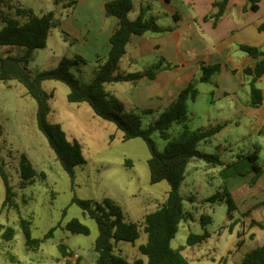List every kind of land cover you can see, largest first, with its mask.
<instances>
[{
  "label": "rangeland",
  "instance_id": "obj_1",
  "mask_svg": "<svg viewBox=\"0 0 264 264\" xmlns=\"http://www.w3.org/2000/svg\"><path fill=\"white\" fill-rule=\"evenodd\" d=\"M13 1L32 8L37 14L53 11L58 22L49 33L47 46L34 50L29 63L31 72L36 74L38 71L57 67L64 57L75 59L82 55L80 52L85 51L87 54L81 57L86 62L71 67L70 71L81 81H91L99 64L97 56L87 51L89 41L86 39L89 40L96 29L92 28L88 33L87 29H82V25L95 24L98 18L86 13L84 0ZM133 1L135 9L130 13L131 18L135 19L140 15L141 3L145 6L146 17L152 14L161 27L173 30L176 28L174 17L165 15V10L159 7L156 0H145L144 3L142 0ZM72 2L73 4L67 5ZM175 7L183 18L186 13L184 7L178 4ZM3 25L0 17V30ZM78 32L85 39L80 44L77 41ZM162 33L165 32L149 34L163 35ZM169 45L177 62L165 60L162 50L158 49L152 50L150 56H142L140 51L135 53L131 50L130 43L117 73L145 71L152 65L158 66V72L167 69V72L176 69V73L187 71L185 63L190 59V46L180 47L175 42ZM22 50L19 46H0V56L17 55ZM108 52L103 46L100 48L102 58ZM200 74L201 70L198 77ZM139 83L141 81H119L107 84V89L125 103L127 111L141 115L146 127L161 112L136 107L131 95L146 86ZM148 84H152L151 81H147ZM43 87L53 93L49 123L59 124L69 141L78 142L85 162L74 167L73 180L56 159L47 138L38 127L36 100L17 81H0V163L8 172L15 193L14 205L4 206L6 186L0 176V226H3L0 231V264H97V252L94 249L99 234L97 222L84 214L74 199L101 203L105 199L113 200L121 207L125 222L140 224L147 214L155 211L166 200L170 185L167 181L151 183V153L143 138L125 141L123 132L114 123L98 117L88 103L69 102L70 90L65 83L46 80ZM197 87L199 94L195 101L189 102L186 122V127L191 131L215 126L218 120L214 115L221 103L216 98L214 80L199 82ZM184 128L182 124H174L170 130L171 136L178 137ZM244 131V126L238 128L228 125L220 134L201 142L199 148L219 156L222 161H230L232 153L253 150L250 136H242ZM154 138L158 148L163 150L166 141L158 135ZM22 156H26L38 172L34 183L26 186L21 183ZM261 158H264V154ZM233 159L236 161L230 162L226 175L221 174L223 166L204 160H196L187 168L181 185L187 217L182 221L172 246L182 249L181 252L191 264H237L248 251L264 243V229L255 228L256 237L247 238L244 244L238 246L237 230L239 229V233L243 232V227L232 229L234 222L227 219L228 205L224 200H208L224 187H228L236 203L246 198L248 190L256 198L264 195V191H258L254 185L258 178L254 180L250 176L254 171L251 160L237 155ZM128 160L132 165L127 164ZM40 172L45 174L44 178ZM238 182H242L244 188H231ZM190 196L193 202L189 199ZM255 210L257 217L264 216L263 205ZM201 216H209L211 222L203 226ZM76 218L89 228L88 234L73 233L67 229L68 223ZM6 227L15 229L14 238L10 241L2 237ZM25 229H29L32 238L44 240L39 249H28ZM205 231H208L209 237L204 242L188 245L187 239L191 232L202 234ZM147 240L148 235L141 228L139 239L133 243L113 240L114 252L131 263L137 258L146 260L140 246ZM61 243L68 245L69 250L74 252L72 257H62L59 250Z\"/></svg>",
  "mask_w": 264,
  "mask_h": 264
},
{
  "label": "trees",
  "instance_id": "obj_2",
  "mask_svg": "<svg viewBox=\"0 0 264 264\" xmlns=\"http://www.w3.org/2000/svg\"><path fill=\"white\" fill-rule=\"evenodd\" d=\"M168 2L170 0H167ZM262 0H247L245 10H257ZM229 0H215L214 11L205 17L213 21L214 25L223 18L227 11ZM73 4L68 3L67 5ZM133 0H111L105 4L107 16L116 17L117 24L110 37V50L105 58L98 59V67L91 81H81L70 69L71 67L86 62L78 56L75 59L64 57L57 67L38 71L33 74L29 69V63L34 50L47 46V40L51 29L58 22L53 11L37 14L32 8L16 3L13 0H0V17L4 23L0 30V46H19L22 53L0 56V81H17L22 84L29 95L37 102V123L40 131L47 138L53 149L56 159L64 170L75 179L74 167L85 162L77 141L71 142L66 138L65 132L59 124L53 125L48 121L51 111L50 99L53 93H49L43 87L46 80H57L69 87L68 101L71 103H88L94 113L114 123L123 132V140L143 138L150 150L149 159L150 181L158 183L167 181L170 185L166 200L153 212L147 214L142 223L125 222L121 207L113 200L105 199L103 203L91 200L75 198L84 211V214L95 219L99 234L95 241L94 249L97 252V264H191L181 252L175 249L172 241L175 238L182 221L187 217L184 207V196L181 193V185L190 163L196 160H204L213 165H223L222 159L212 153L199 148V144L207 141L220 133L223 125H215L191 131L186 127L188 120L189 102L195 101L199 94L198 83L209 82L218 73L220 64L201 65L202 74L199 78H193L183 88L176 99L167 106L153 122L146 127L143 125L142 116L127 111L125 103L107 89V84L119 81L138 82L143 78L154 79L157 76L158 66L154 65L145 71L117 73L119 63L127 53V47L133 36L144 35L147 32H168L173 28H164L158 25L155 18H146L144 12L132 19L130 13L134 9ZM264 28V27H263ZM240 49L256 59L254 67H247L244 71L251 76V106L258 107L263 100L262 90L256 82L264 75V51L257 46L241 44ZM174 124H182L185 128L178 135L172 137L170 130ZM158 135L166 141L165 148L160 150L154 136ZM258 154V151H257ZM253 163V168L260 173V167L254 164L252 156L248 157ZM132 165L131 161H127ZM230 163L222 169L221 174L226 175ZM42 178L43 172L39 173ZM0 176L6 186L4 206L14 205V190L10 183L8 172L0 163ZM38 176L37 170L26 156H22L21 183L22 186L34 183ZM219 198L228 205L227 219L234 222L238 211L237 204L231 192L224 187L222 191L212 195L208 200L216 201ZM189 199L193 202L192 196ZM245 216L247 214H244ZM211 222L209 216H201V223L205 226ZM238 223L234 222L233 224ZM252 225L264 227V224L252 220ZM3 226H0V231ZM234 227V226H233ZM232 227V229H233ZM141 228L147 233L148 240L140 246L141 253L146 257L137 258L132 263L124 257L115 254L113 240L135 242L141 235ZM67 229L73 233L88 234L89 228L79 219H73L68 223ZM15 235L13 227H6L2 237L8 241ZM26 245L28 249L35 250L41 247L43 239L32 238L29 229H25ZM239 237H242L240 232ZM209 237L208 231L202 234L191 232L188 236V245H196L204 242ZM242 240L238 242L241 245ZM59 250L62 257L68 258L74 255L68 245L61 243ZM237 264H264V243L248 251Z\"/></svg>",
  "mask_w": 264,
  "mask_h": 264
},
{
  "label": "crops",
  "instance_id": "obj_3",
  "mask_svg": "<svg viewBox=\"0 0 264 264\" xmlns=\"http://www.w3.org/2000/svg\"><path fill=\"white\" fill-rule=\"evenodd\" d=\"M108 1L111 0H84L86 13L98 18L95 24L84 23L82 25V29H87L88 33L93 30L92 28L96 29L91 33V38L86 39L89 41L87 51L93 52L97 56L96 60L102 58L100 56L102 46L107 52L110 50V37L118 21L116 17L106 15L105 4ZM144 1L142 0L143 3ZM156 1L159 7L165 10V15L174 17L176 28L169 33H162L163 35H152L149 34L150 32L135 35L131 40V50L135 53L140 51L142 56L144 54L150 56L154 49L162 50L165 60L177 62L169 43L175 42L180 47L190 46L188 47L190 59H187L185 63L188 70L176 73V69L170 70L171 72H167V69L159 71L154 79L143 78L139 84L146 86L131 95L135 99L136 107L151 111L157 109L162 112L176 99L191 79L201 76L200 74L198 77V73L202 64H220L221 70L212 78L217 89L216 98L221 101L214 115L218 120L215 125H223L224 128L228 125H235L238 128L244 126L245 131L242 136H250L249 140H251L253 149L230 154V161L223 160L224 164L221 166L225 167L227 163L236 161L233 159L235 155L239 158L252 156L254 164L260 167V173L253 168L254 171L250 173V176L254 180L258 178L254 185L258 191H264V158H261L264 154V75L256 82L257 87L262 90V103L258 107L251 106L252 77L247 76L244 70L247 67H254L256 59L239 47L241 44H246L257 46L264 51V0L259 3L257 10H245L247 0H229L227 11L217 25L205 19L214 11L215 0ZM176 4L184 7L186 13L183 18H181L180 11L176 9ZM144 7L140 3V13L144 12L145 15ZM148 16L145 15L146 18L154 17L152 14ZM77 36L78 44L80 41H85L79 32ZM80 54L82 55L79 56H83L87 53L83 51ZM147 81H151L152 84L147 85ZM180 84L183 85L180 86ZM241 183H235L231 188L241 190L244 188ZM250 191L248 190L244 200L237 201L238 211L233 220L238 222L233 225V228L243 227L242 237H239V241L242 240L241 244H244L247 238L256 237L255 228L264 229V227L252 225L253 219L264 224V216L257 217L255 210L261 205L264 206V195L256 198L255 195H251ZM237 233L239 234V229Z\"/></svg>",
  "mask_w": 264,
  "mask_h": 264
}]
</instances>
